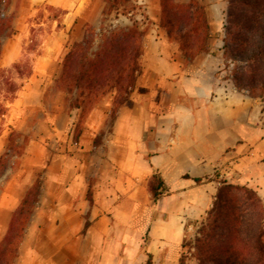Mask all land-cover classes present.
Masks as SVG:
<instances>
[{
    "label": "crops",
    "instance_id": "obj_1",
    "mask_svg": "<svg viewBox=\"0 0 264 264\" xmlns=\"http://www.w3.org/2000/svg\"><path fill=\"white\" fill-rule=\"evenodd\" d=\"M26 1L10 0L1 12L11 26L0 34V67L29 61L31 71L17 74L0 113V243L27 190L37 178L41 186L12 264H121L122 216L128 204L144 213L135 191L151 196V175L166 192L153 201L150 245L168 255L181 240L180 208L194 196L207 204L221 179L264 196L262 101L221 92L225 56L213 15L207 51L190 60L164 30L148 28L130 96L114 106L112 91L81 118L55 80L70 34L96 18L101 0ZM147 1L155 21L158 0ZM42 2L55 14L32 9ZM76 125L73 146L67 134Z\"/></svg>",
    "mask_w": 264,
    "mask_h": 264
},
{
    "label": "trees",
    "instance_id": "obj_2",
    "mask_svg": "<svg viewBox=\"0 0 264 264\" xmlns=\"http://www.w3.org/2000/svg\"><path fill=\"white\" fill-rule=\"evenodd\" d=\"M9 1L0 0V34L10 25L9 18L1 16ZM102 1L103 16L119 11L126 14L134 8L130 0ZM160 7V23L167 38L179 44L185 57L191 58L206 50L209 28L197 0L183 3L160 0ZM226 21L224 47L235 60L245 62L251 70L247 74L237 65L233 71L235 83L249 88L264 85V72H252V69L264 67V0H228ZM98 35L101 40L94 51L89 50L92 35L69 45L55 80L56 85L65 91L67 101L68 93L76 94L69 107L81 106V118L91 108L90 103L96 94L105 87L115 88L121 95L119 104L124 102L132 89L135 72L139 70L138 55L143 31L138 30L135 20L129 26L113 27L107 32L100 29ZM157 184L163 191L159 192L157 186L152 188L154 202L166 192L159 178ZM40 186L41 181L37 178L14 211L0 243V264L14 262ZM262 216L260 200L252 189L223 181L208 211L207 221L200 229L201 236L195 239L196 264H264ZM147 256L145 264H151V254L147 252Z\"/></svg>",
    "mask_w": 264,
    "mask_h": 264
},
{
    "label": "rangeland",
    "instance_id": "obj_3",
    "mask_svg": "<svg viewBox=\"0 0 264 264\" xmlns=\"http://www.w3.org/2000/svg\"><path fill=\"white\" fill-rule=\"evenodd\" d=\"M176 2L183 3L189 0H175ZM25 2H27L25 0ZM131 4L134 6L133 9L129 10L128 13L124 14L123 12H112L106 16L102 15V9L104 6L103 1L101 0V8L99 14L93 20L85 22L84 25L79 28V31L70 34L68 41H67V52L69 50V45L73 42H81L83 39H88L91 36V42L89 45V50L94 51L97 49L98 43L100 42V36L98 32L102 29L103 32H107L109 29L113 27H122V26H129L133 22V20L137 23V28L139 31H143V35L141 38L140 43V53L138 55V63H139V70L136 73L138 75L140 71V59L143 52V38L145 33L147 32L148 28L154 29L155 34L158 35L157 29L161 28L164 30L166 37L167 33L165 28L160 23L161 18V7H160V0H158V16L155 21H153L147 11L149 10V1L147 0H130ZM197 2L202 6L203 11L206 16V21L209 28V17L212 16L213 23L218 24L219 30L216 32L217 35H214L216 38L222 41V50L225 56L223 68H225L228 62H232L233 66L231 68L230 74L232 76L233 83L235 87L240 90H246L250 96L260 97L261 101H264V85L259 84L255 85L254 88L238 86L233 78V71L235 70L236 66L242 67V70L245 71L247 74H250L251 70L246 67L245 62H240L235 60L229 53V51L224 47L225 43V25L226 21V9L228 5V0H197ZM29 6L26 5L24 10L27 11ZM32 9H39L38 12H44L46 9L47 12L55 14L56 8L50 6L45 3H41L36 7H32ZM9 27L11 26V18H9ZM213 37V34L209 32V38ZM208 38V39H209ZM168 39V38H167ZM207 39V42H208ZM169 40V39H168ZM171 41V40H169ZM175 42L176 41H171ZM180 54L187 60L192 59L196 55L206 52V50L198 52L195 56L191 58H187L183 55L179 48ZM66 52V53H67ZM31 71V63L29 61L20 62L11 64L9 67H0V113L3 111V104L5 103L6 99H9L12 96V92L17 89L18 81L16 80L17 74H29ZM254 73L264 72V67H257L256 69H252ZM136 79V78H135ZM135 86V80L132 85V89L130 90L129 94L126 96L129 97L132 93ZM114 91L113 94V104L114 106L119 105L120 101V94L116 91L113 87H105L100 90L96 96L93 98L92 102L90 103L91 107L96 105L104 96H108L111 94L110 92ZM76 94L74 92L68 93V104H73ZM125 98V99H126ZM125 101V100H123ZM3 122L0 121V133L3 130ZM14 143H12L13 145ZM17 151H19L17 149ZM225 181L226 183L232 184L234 186H245L247 188L252 189L255 194L257 195L258 199L260 200V204L262 207V230L264 232V196H259L257 191L253 188L236 183L233 180H220L219 184L216 185L215 190L210 195L207 204L201 205L198 204L196 196L192 198L191 205L187 207L180 208L181 215L185 213L182 217L185 218L184 221H181V224H178L180 229L181 240L179 246L175 250L174 255H168L167 249H156L155 247H151V230L154 226L158 223L156 221L155 209L157 205L153 202L152 197V188L158 187V191H163L162 188L157 184L158 183V176L151 175L145 178V183L147 188L151 189V196L149 191H142L137 192L136 194H140L141 199L143 200V210L144 213H134L131 214V206L128 204L127 212L128 215H123L122 220L120 222L121 230L125 232L126 239L125 243L121 249V254L119 255L121 259V264H145L148 258L147 252L151 254V264H196L197 260L195 257V239L201 236V227L206 223L208 217V211L212 208L213 203L216 199L217 189L218 187ZM241 195V192H239ZM129 198V197H128ZM152 211V213H151ZM154 212V213H153ZM151 213V214H150ZM190 216V217H188ZM146 237V239H145ZM23 239V237H22ZM21 239V241H22ZM264 239V235H263ZM20 241V243H21ZM19 243V244H20ZM144 245V246H142ZM183 245V246H182ZM19 248V245H18ZM18 250V249H17ZM182 261V262H181Z\"/></svg>",
    "mask_w": 264,
    "mask_h": 264
},
{
    "label": "built area",
    "instance_id": "obj_4",
    "mask_svg": "<svg viewBox=\"0 0 264 264\" xmlns=\"http://www.w3.org/2000/svg\"><path fill=\"white\" fill-rule=\"evenodd\" d=\"M233 66L232 62H228L227 66L225 68H223V75L221 77V85H220V89L222 93H228V92H234V91H239L232 80V76L230 74L231 68ZM240 92L248 95V92L246 90H240ZM257 124L259 126H261L264 129V101L261 104V114L259 115V118L257 120ZM72 127L71 129L68 131V137L71 138V144L73 146L77 145V142L72 140L74 137V133L72 131Z\"/></svg>",
    "mask_w": 264,
    "mask_h": 264
}]
</instances>
